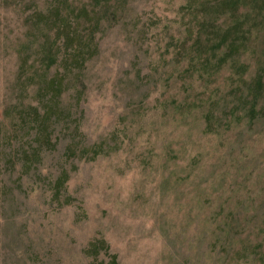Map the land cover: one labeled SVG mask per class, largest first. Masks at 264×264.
I'll return each instance as SVG.
<instances>
[{
	"label": "rangeland",
	"instance_id": "obj_1",
	"mask_svg": "<svg viewBox=\"0 0 264 264\" xmlns=\"http://www.w3.org/2000/svg\"><path fill=\"white\" fill-rule=\"evenodd\" d=\"M72 1L91 11L80 62L57 21H31L56 0H0V264H264V0ZM235 17L231 52L211 27ZM54 75L43 143L32 119Z\"/></svg>",
	"mask_w": 264,
	"mask_h": 264
},
{
	"label": "trees",
	"instance_id": "obj_2",
	"mask_svg": "<svg viewBox=\"0 0 264 264\" xmlns=\"http://www.w3.org/2000/svg\"><path fill=\"white\" fill-rule=\"evenodd\" d=\"M98 1V0H97ZM240 1L237 0H227L225 5H229L232 11L237 12L240 8ZM48 11L46 10H36L35 13L32 15L31 21H34L36 24L49 23L57 21L58 25L56 27V32L58 35V41H62V45H60L61 49L65 48L68 51L77 50L78 48V57H70L65 58L66 60H75L76 62H80L82 57L85 56V50L82 47V44H86V36L80 34V28L77 26V19H83L89 15H91V11L87 8H79L73 5L72 0H56L51 6H49ZM224 8V7H222ZM247 25V21L244 19H239L238 17L234 18L232 24L226 28L216 26L211 27L213 29V33H217V47H221L223 45H229L231 52L239 51V42L234 37V33L239 34L240 29L243 26ZM60 39V40H59ZM57 40V39H56ZM56 40L47 41V43H42L38 48V54L40 56L39 61L44 64L46 67L50 68L52 65L59 62L60 53H57V45L59 44ZM85 42V43H84ZM60 43V44H61ZM22 47L20 50V58L21 63L23 65L30 66V57H32V53L28 50V48ZM56 52V54H55ZM61 52V51H60ZM85 58V57H84ZM261 80V77L259 78ZM64 87V79L62 77L54 75L50 78H46L45 84H42L39 88L38 94L41 98L47 100V105L45 109L34 111V119H32L34 128L36 130L35 137H39L40 140L46 143L52 142V133L50 129L49 122L52 118H56L61 114V107L59 99L63 93ZM27 120V117H23ZM73 147L70 145L68 148V154L73 152ZM32 152H39L38 148L35 147L34 151ZM26 157L25 161H29V152L26 150L24 153ZM69 172L63 171L55 180L54 185L57 191H61L64 188L67 180L69 179ZM92 246L91 251L92 254L97 256L100 249H108L109 244L106 240L100 239L91 243ZM111 258L107 264H118V255L111 254ZM92 264H100L92 263ZM102 264V263H101Z\"/></svg>",
	"mask_w": 264,
	"mask_h": 264
}]
</instances>
